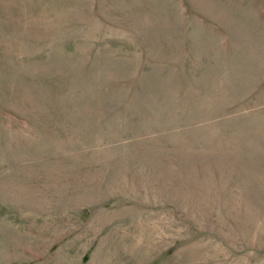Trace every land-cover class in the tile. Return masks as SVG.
I'll return each instance as SVG.
<instances>
[{"label":"rangeland","instance_id":"374dc122","mask_svg":"<svg viewBox=\"0 0 264 264\" xmlns=\"http://www.w3.org/2000/svg\"><path fill=\"white\" fill-rule=\"evenodd\" d=\"M0 264H264V0H0Z\"/></svg>","mask_w":264,"mask_h":264}]
</instances>
